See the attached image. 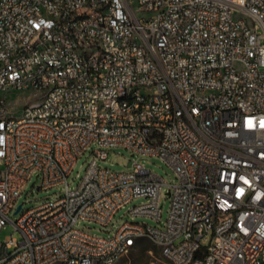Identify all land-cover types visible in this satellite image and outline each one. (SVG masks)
Wrapping results in <instances>:
<instances>
[{
  "label": "built area",
  "instance_id": "2783aa9c",
  "mask_svg": "<svg viewBox=\"0 0 264 264\" xmlns=\"http://www.w3.org/2000/svg\"><path fill=\"white\" fill-rule=\"evenodd\" d=\"M25 91L36 99L15 116L9 94ZM108 147L161 157L176 182L137 160L102 167ZM35 172L66 193L13 221ZM165 186L163 227L75 226H107L136 197L130 212L160 221ZM9 222L23 239L0 240L2 264H115L145 238L164 264H264V0H0V231Z\"/></svg>",
  "mask_w": 264,
  "mask_h": 264
},
{
  "label": "rangeland",
  "instance_id": "374dc122",
  "mask_svg": "<svg viewBox=\"0 0 264 264\" xmlns=\"http://www.w3.org/2000/svg\"><path fill=\"white\" fill-rule=\"evenodd\" d=\"M18 97L21 100H18ZM36 99V95L29 91L19 94H9V100L12 104L15 116H20L22 113V105L28 101L32 102ZM97 145L93 144L76 162L72 173L68 176V183L71 189H75L81 183V180L87 170L89 163L96 155ZM108 156L106 159H99V164L102 167H108L117 171H127L133 168V161L137 160L143 163L147 168L162 176L168 184L176 182V174L174 169L159 156L133 155V152L124 147H108ZM41 184V176L34 173L32 178L27 182L25 188L19 197L18 203H23L24 208L36 207L47 200H55L66 193V184L62 183L47 189L38 188ZM147 201L145 197H136L127 205L117 211L111 223L107 226L101 225L94 221L79 220L76 222V227L85 229L91 233L100 236L112 235L126 221L144 222L152 226L163 227L168 217L170 207V198L168 195V186L164 187L160 199L162 209L161 220L145 215H135L130 210L135 205H139ZM21 212L15 213L13 210L10 217L13 221L17 220ZM14 236L19 241L23 239L19 230H15L14 224L9 222L5 228L0 231V240H4L8 236ZM12 249H10L11 251ZM2 264V263H0ZM115 264H164L162 258V250L151 239H141L135 247L127 254L123 255Z\"/></svg>",
  "mask_w": 264,
  "mask_h": 264
},
{
  "label": "water",
  "instance_id": "95a60500",
  "mask_svg": "<svg viewBox=\"0 0 264 264\" xmlns=\"http://www.w3.org/2000/svg\"><path fill=\"white\" fill-rule=\"evenodd\" d=\"M39 188V187H38ZM22 207V204H19L15 210V213H18Z\"/></svg>",
  "mask_w": 264,
  "mask_h": 264
}]
</instances>
